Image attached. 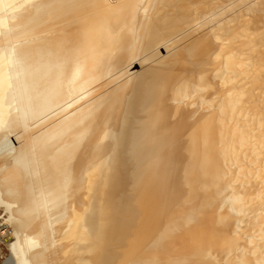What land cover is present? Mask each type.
Here are the masks:
<instances>
[{
	"label": "bare ground",
	"instance_id": "6f19581e",
	"mask_svg": "<svg viewBox=\"0 0 264 264\" xmlns=\"http://www.w3.org/2000/svg\"><path fill=\"white\" fill-rule=\"evenodd\" d=\"M0 208L11 264H264V0H0Z\"/></svg>",
	"mask_w": 264,
	"mask_h": 264
},
{
	"label": "rangeland",
	"instance_id": "374dc122",
	"mask_svg": "<svg viewBox=\"0 0 264 264\" xmlns=\"http://www.w3.org/2000/svg\"><path fill=\"white\" fill-rule=\"evenodd\" d=\"M3 213L4 212H3L2 208H0V230L2 228H4V230H5L8 226V224L5 222L4 218L1 217V216H3ZM10 228H11V226L9 225V229ZM5 237H6V234L4 235L1 233V235H0V264H11L12 256H11V252H10L9 247L7 246L8 244H6L7 242L5 241Z\"/></svg>",
	"mask_w": 264,
	"mask_h": 264
}]
</instances>
